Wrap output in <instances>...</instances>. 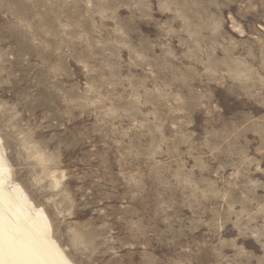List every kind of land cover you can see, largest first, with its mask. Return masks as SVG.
<instances>
[{
    "label": "rangeland",
    "instance_id": "1",
    "mask_svg": "<svg viewBox=\"0 0 264 264\" xmlns=\"http://www.w3.org/2000/svg\"><path fill=\"white\" fill-rule=\"evenodd\" d=\"M0 138L74 264H264V0H0Z\"/></svg>",
    "mask_w": 264,
    "mask_h": 264
},
{
    "label": "bare ground",
    "instance_id": "2",
    "mask_svg": "<svg viewBox=\"0 0 264 264\" xmlns=\"http://www.w3.org/2000/svg\"><path fill=\"white\" fill-rule=\"evenodd\" d=\"M0 264H74L51 219L13 178L0 138Z\"/></svg>",
    "mask_w": 264,
    "mask_h": 264
}]
</instances>
